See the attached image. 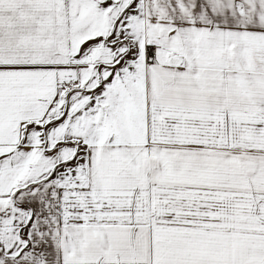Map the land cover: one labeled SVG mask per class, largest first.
<instances>
[{
	"label": "snow or ice",
	"instance_id": "6c2138e0",
	"mask_svg": "<svg viewBox=\"0 0 264 264\" xmlns=\"http://www.w3.org/2000/svg\"><path fill=\"white\" fill-rule=\"evenodd\" d=\"M0 264H264V0H0Z\"/></svg>",
	"mask_w": 264,
	"mask_h": 264
}]
</instances>
